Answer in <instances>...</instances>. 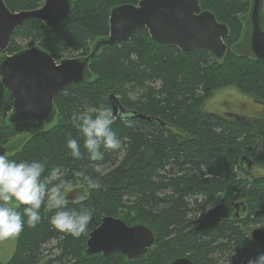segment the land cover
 Returning a JSON list of instances; mask_svg holds the SVG:
<instances>
[{
	"label": "trees",
	"instance_id": "trees-1",
	"mask_svg": "<svg viewBox=\"0 0 264 264\" xmlns=\"http://www.w3.org/2000/svg\"><path fill=\"white\" fill-rule=\"evenodd\" d=\"M3 1L11 12H19L37 9L44 0ZM139 1L74 0L68 19L56 28L25 21L0 57L23 50L24 42L55 61L87 56L96 40L107 37L111 9ZM199 5L228 28V48L221 60L204 50L183 54L156 45L141 29L91 59L90 79L67 86L54 98L55 117L47 128L10 119L12 97L0 83V145L16 143L6 157L17 163H43L42 178L57 171L54 183L63 180L73 190L86 189L87 196L68 200L67 209L92 212L87 233L73 238L50 225L56 210L42 208L41 221L35 228L25 223L6 264H170L178 258L193 264H248L264 255L249 236L251 230L264 228V179L249 181L240 164L244 153L264 168V154L253 150L260 136L249 123L203 110L215 92L226 88L264 102V63L233 49L245 35V25L249 35L251 3L200 0ZM109 95L125 110L151 120L129 118L131 126L116 120L112 129L121 149L108 152L101 146L103 160L91 161L73 116L80 123L78 116L84 112L110 108ZM69 138L80 144L82 159L72 157ZM85 177L100 181L102 187L89 188ZM240 203L245 213L236 218L234 206ZM18 210L22 213L23 206ZM107 216L148 227L154 246L133 260L118 253L86 256L88 234Z\"/></svg>",
	"mask_w": 264,
	"mask_h": 264
},
{
	"label": "water",
	"instance_id": "water-1",
	"mask_svg": "<svg viewBox=\"0 0 264 264\" xmlns=\"http://www.w3.org/2000/svg\"><path fill=\"white\" fill-rule=\"evenodd\" d=\"M199 1L140 0L136 5L114 7L108 16L107 37L96 40L90 53L84 57L55 61L36 46L1 56L0 83L12 97L10 119L14 117L17 121L46 125L53 122L54 98L67 86L90 79V61L101 50L128 41L133 33L141 29L147 31L150 40L156 45L174 47L183 54L204 50L216 60H221L228 48L224 42L229 34L228 28L219 23L211 12L202 11ZM247 1L251 3L250 31L246 38L248 53L264 63V28L261 24L263 1ZM71 10L70 0H44L37 9L11 12L0 0V53L7 50L13 34L25 21L34 19L47 28H56L68 19ZM108 104L116 115L131 113L129 118L151 120L125 110L114 95L108 96ZM1 122L0 118V127ZM15 147L16 143L0 145V155L6 156ZM245 160L247 157L243 153L241 163L244 164ZM67 200L72 198L68 195ZM249 236L256 244L264 245V231L254 229ZM154 242V234L148 227L141 224L129 226L120 218L107 216L88 234L84 254L107 257L111 253H118L127 260H133L145 255ZM170 264L193 263L187 258H178Z\"/></svg>",
	"mask_w": 264,
	"mask_h": 264
},
{
	"label": "clouds",
	"instance_id": "clouds-1",
	"mask_svg": "<svg viewBox=\"0 0 264 264\" xmlns=\"http://www.w3.org/2000/svg\"><path fill=\"white\" fill-rule=\"evenodd\" d=\"M131 113L116 115L110 108L96 109L94 114L84 112L78 116L80 123H76L77 116H73L74 126L83 137V148L89 154L91 161L103 160L104 154L100 148L111 152L121 149L122 143L112 125L117 119L131 126L129 117ZM67 147L72 157L82 159L80 144L75 139L67 140ZM45 165L33 161L20 162L10 161L5 155H0V241L18 238L22 233L25 223L29 228H35L41 221L40 211H55L51 216L50 225L55 230L79 238L87 233V228L92 220L90 210L67 209V194L71 193L73 186L57 180V171L43 177ZM82 176V172L75 173ZM89 188L99 189L100 181L85 177ZM51 185V187H50ZM63 187V191L61 188ZM82 199V197H76ZM23 206V212L18 209ZM27 218L26 221L24 218ZM248 264H264V255Z\"/></svg>",
	"mask_w": 264,
	"mask_h": 264
},
{
	"label": "rangeland",
	"instance_id": "rangeland-1",
	"mask_svg": "<svg viewBox=\"0 0 264 264\" xmlns=\"http://www.w3.org/2000/svg\"><path fill=\"white\" fill-rule=\"evenodd\" d=\"M70 1L72 2L74 0H70ZM244 34L245 35L239 40V42L233 45V49L241 53H247L246 55H250L248 53V46H247L248 40L246 39L248 37L247 25H245ZM22 48L28 49L31 47H28V42H24L22 43ZM221 102H224L223 106L220 104ZM259 105L260 104L253 102L252 99L237 92L234 88H226L218 92H215L206 101L203 110L206 112L212 111L214 113H219V110L216 109V107H220L221 111L231 112V111H236V109L238 108H241V110L244 111H248V110H252V108L255 106L259 107ZM51 124L52 123H49L47 125L46 124H41V125H44L43 127L47 128L48 126H51ZM260 149L264 151L263 146L260 147ZM250 174L252 175L253 178L262 177L264 176V168L261 166L252 165L250 167ZM67 195H69L73 200H78L76 199V197H82L83 199L87 196V190L84 188H77L72 190V192L68 193ZM15 247H16V238H11L6 241H0V262L2 264H6L10 260L11 256L15 251Z\"/></svg>",
	"mask_w": 264,
	"mask_h": 264
},
{
	"label": "flooded vegetation",
	"instance_id": "flooded-vegetation-1",
	"mask_svg": "<svg viewBox=\"0 0 264 264\" xmlns=\"http://www.w3.org/2000/svg\"><path fill=\"white\" fill-rule=\"evenodd\" d=\"M255 103L260 104L259 107L255 106L252 108V110L244 111L241 110V108L236 109V111H221L220 113H215L219 115L220 117L230 120V121H236V122H243V123H249L254 129H256L257 133L260 136L259 143L255 146L253 150L262 152L264 154V151L260 149V147L263 146L264 148V130H263V124H264V102H256ZM224 102H221L220 104L223 106ZM220 109V107H218ZM239 112V113H238ZM261 121V122H258ZM242 165V174L248 178L249 181L257 180V179H264V176L253 178L250 174V167L253 164V162L249 159L245 160L244 164L240 163ZM245 213V207L241 205V203L235 207L234 206V217L238 218L243 216ZM264 231V228L259 229ZM261 248L264 249V245H259Z\"/></svg>",
	"mask_w": 264,
	"mask_h": 264
},
{
	"label": "crops",
	"instance_id": "crops-1",
	"mask_svg": "<svg viewBox=\"0 0 264 264\" xmlns=\"http://www.w3.org/2000/svg\"><path fill=\"white\" fill-rule=\"evenodd\" d=\"M205 105V104H204ZM203 108H204V106H203ZM216 109H218V107H216ZM219 110V113L221 112V109H218ZM207 112H211V113H214V112H212V111H207Z\"/></svg>",
	"mask_w": 264,
	"mask_h": 264
}]
</instances>
